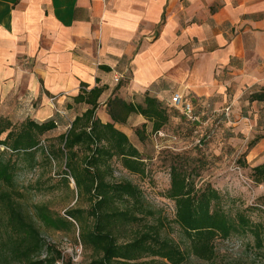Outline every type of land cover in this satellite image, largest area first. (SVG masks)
Returning <instances> with one entry per match:
<instances>
[{
  "label": "crops",
  "instance_id": "0c3cea01",
  "mask_svg": "<svg viewBox=\"0 0 264 264\" xmlns=\"http://www.w3.org/2000/svg\"><path fill=\"white\" fill-rule=\"evenodd\" d=\"M83 85L106 88L105 124L115 96L168 104L180 93L195 109L196 99L220 109L234 92L232 109L264 88V0H0V106L10 119L56 118L66 130L87 109L74 103ZM144 122L116 127L130 138Z\"/></svg>",
  "mask_w": 264,
  "mask_h": 264
},
{
  "label": "trees",
  "instance_id": "16d2710c",
  "mask_svg": "<svg viewBox=\"0 0 264 264\" xmlns=\"http://www.w3.org/2000/svg\"><path fill=\"white\" fill-rule=\"evenodd\" d=\"M105 90L104 86L90 90L86 85L82 86L74 103L85 105L87 109L74 120L67 121L66 132L58 137L60 145L54 148L57 152L49 155L54 160L66 159V167L76 184L78 198L88 197L91 202L88 215L94 218V225L91 230L83 229L80 233L82 244L86 248L90 247L96 255L88 264H184L190 256L212 261L216 255L217 238L227 240L233 235L248 233L254 236L260 249L264 247L263 224L253 223L244 212H238L232 218L221 207L223 198L217 190L210 186L198 190L191 182L190 174L178 168L172 170L171 188L166 197L175 203V223L186 236L188 248L183 250L174 240L162 238L160 229L155 227L151 228V232L140 233L130 242L119 243L112 228L115 223H137L141 219L134 213L107 208L116 199H128L134 200L138 205L135 208L141 210L143 195L138 187L129 182L109 184L106 174L112 172L110 162L117 158L123 168L141 176L146 174V167L140 150L116 126L127 125L132 116L142 117L145 122L136 130V135L140 142H144L149 127L146 124H150L151 133L157 135L167 128L172 113L181 110L172 105L171 100L166 104L149 95L141 103L127 102L115 96L106 102L112 122L105 124L97 116ZM248 99L250 102L264 103V88L251 93ZM59 127L56 118L43 122L27 118L20 125L13 124L7 118H0V147L4 148L0 152V185L13 189L16 184L15 166L6 159L8 151L34 152L41 146L42 137ZM253 171L258 181L264 179V163L256 166ZM63 175L67 177L68 183L69 174L66 172ZM0 204L7 210L6 221L12 230L9 238L0 246L1 262L76 264L74 258H66L57 246L45 243L34 218L15 206L10 193H0ZM254 207L264 213V205ZM38 210L42 223L55 230H67L76 224L82 227L84 223V210H69L67 217L56 216L45 206ZM145 257L153 259L145 261Z\"/></svg>",
  "mask_w": 264,
  "mask_h": 264
},
{
  "label": "rangeland",
  "instance_id": "374dc122",
  "mask_svg": "<svg viewBox=\"0 0 264 264\" xmlns=\"http://www.w3.org/2000/svg\"><path fill=\"white\" fill-rule=\"evenodd\" d=\"M261 89L246 91L229 112L226 106L235 102L234 92L228 93L229 101L220 109L196 99L195 110L200 122L196 124L189 121L178 110V113H172L167 128L157 135L151 133L150 124H146L149 127L144 142H140L136 135V130L143 123L129 126L132 131L130 138L141 152L146 174L141 176L129 172L117 158L110 162L112 172L106 174L107 182H129L138 187L143 195L141 210L135 208L138 205L134 200L128 199H116L107 208L134 213L141 219L137 223H115L112 228L119 243L130 242L140 233L151 232V228L155 227L160 229L162 238L174 240L183 250L188 248L186 236L175 223V203L166 197L171 188L174 168L190 174L191 182L198 190L208 186L217 190L223 198L221 207L232 218L238 212H244L253 223L264 226V213L254 207L264 205V179L258 181L253 171L264 163V103L250 102L248 99L251 93ZM12 112L10 107L0 106V118L11 120ZM24 120L11 121L20 125ZM65 132L64 126L60 124L57 130L42 137L38 150L31 153L8 151L6 159L15 166L16 184L13 189L0 185V193H10L15 206L34 218L46 244L57 246L66 258H74L76 264H88L96 255L90 247L86 248L82 244L80 233L83 229L91 230L94 225V218L88 215L91 202L88 197L78 198V190L66 167V159L54 160L49 156L57 152L54 148L60 145L58 137ZM3 150L0 147V152ZM66 172L69 174L68 183L67 177L63 175ZM44 206L54 215L62 217H67V212L72 209L84 210L83 226L76 224L67 230L49 228L38 217V209ZM6 218L7 210L0 204V246L12 231ZM262 238L264 240V235ZM215 251L212 261L190 256L184 264H264V247L260 249L250 233L233 235L227 240L217 238ZM2 259L0 264H4ZM152 259L144 258L145 261Z\"/></svg>",
  "mask_w": 264,
  "mask_h": 264
},
{
  "label": "built area",
  "instance_id": "2783aa9c",
  "mask_svg": "<svg viewBox=\"0 0 264 264\" xmlns=\"http://www.w3.org/2000/svg\"><path fill=\"white\" fill-rule=\"evenodd\" d=\"M122 77L116 76L115 77V82L118 83ZM57 97L51 98L49 101L51 103V106L54 108L56 113L60 114L61 116H65V112L62 110L58 109L57 106L55 105L57 101ZM171 104L174 105L175 107L179 108L182 112V114L191 122L197 123L200 121L199 116L195 112L193 104L184 98V96L180 93H175L171 97ZM227 111H230V108L227 109Z\"/></svg>",
  "mask_w": 264,
  "mask_h": 264
}]
</instances>
